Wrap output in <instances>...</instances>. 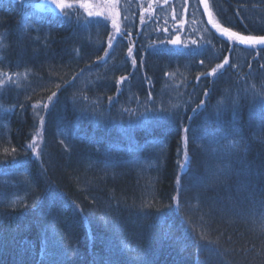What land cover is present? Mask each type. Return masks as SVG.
<instances>
[{
    "label": "trees",
    "instance_id": "obj_1",
    "mask_svg": "<svg viewBox=\"0 0 264 264\" xmlns=\"http://www.w3.org/2000/svg\"><path fill=\"white\" fill-rule=\"evenodd\" d=\"M67 1L55 15L0 0V73L28 74L22 89L0 90V174L17 183L0 193L25 195L21 207L0 205V264H264V45L218 32L264 36V0H205L216 30L201 0L176 1L195 10L205 39L166 50L134 2V24L109 49L110 26ZM177 72L167 114L151 105ZM88 73L95 82L81 90ZM142 101L150 107L136 115ZM151 142L164 155L150 171L140 163L154 160Z\"/></svg>",
    "mask_w": 264,
    "mask_h": 264
},
{
    "label": "rangeland",
    "instance_id": "obj_2",
    "mask_svg": "<svg viewBox=\"0 0 264 264\" xmlns=\"http://www.w3.org/2000/svg\"><path fill=\"white\" fill-rule=\"evenodd\" d=\"M176 1L178 0H129L130 4L134 2L133 4L135 7H133L132 10L133 12L136 10V22H140V26L148 29L151 28L152 31L155 30V32L157 31L158 33H161L159 31L160 29L165 34V36L168 37L163 41L154 42L153 40L152 46L160 49L164 48L165 50L166 48L188 49L196 44V37L198 35L202 37L201 33H203V26L201 21H199L200 19H198L195 10H192V8L188 7V5H184L182 7L176 6ZM64 3L65 7L63 11H61L60 9L56 8L55 5L51 4L49 0H35L38 10H40L42 13H52L55 15H59L62 12L68 10L69 6L72 7V5L69 4V1L64 0ZM76 3L80 11L84 12L88 18L100 19L110 26L111 33L113 37L115 36L113 39V47L117 43L115 42V39L121 36L122 33L128 32L125 30H129L128 26L130 23L134 24V22L130 19L131 14L127 10L130 6V4H128V0H77ZM201 3V9L204 12L203 15L208 24H206V27L216 30L218 26L216 25V22L214 21L208 6L205 8V3L207 4V2L205 0H201ZM218 32L221 37L232 39L240 46H252L250 44L241 43L237 38V35L229 36L224 34L223 29L218 28ZM202 38L203 40L205 39L204 37ZM170 40H177L178 43L172 44L169 42ZM3 42L4 40L0 37L1 48L4 46ZM178 74H182V72H177V74H169L163 89L159 93L160 96L158 100H156L151 106L155 105L156 107L160 106L161 108H166L168 111L167 114L170 112L173 114L177 111L179 105L178 87L180 79H182L178 76ZM27 77V72H21L16 76L4 75L0 73V90L8 83L16 84L20 89H22ZM94 82V75L92 73H88V75L85 76L80 82L78 87L82 90L85 87H91ZM139 103L142 109L138 110V112L135 111L134 113L136 115L144 114L148 107H150L143 101ZM174 105L176 107H173ZM148 112L150 111L148 110ZM131 118L136 119L137 117L134 116ZM80 140L82 141V138H80ZM147 150L151 152L154 160L150 162H141V167L150 171L155 168L157 169L163 159L164 154L162 153L164 150V143L160 142L152 144V146L147 147ZM3 183L17 185V183L14 182V178L6 172L0 174V184ZM24 197L25 195H22L16 191L11 192L10 194L0 193V205L12 206L13 200H17V204H20L23 203Z\"/></svg>",
    "mask_w": 264,
    "mask_h": 264
},
{
    "label": "snow or ice",
    "instance_id": "obj_3",
    "mask_svg": "<svg viewBox=\"0 0 264 264\" xmlns=\"http://www.w3.org/2000/svg\"><path fill=\"white\" fill-rule=\"evenodd\" d=\"M11 2L12 3H20V2H23V0H11ZM49 2L51 4H53V5H55L56 8L60 9L61 11H63V9L65 7L64 0H49ZM205 8H207V4L206 3H205ZM26 26L27 27H31V25H26ZM223 33L227 34L229 36L236 35L235 33L229 32V29H227V28L223 29ZM237 38L240 40L241 43H246V44H250V45H264V36H259V37H255V36H249V37L238 36ZM113 39L114 38H112V37L109 38V45H108L109 49H111L113 47ZM169 42L172 43V44L178 43L177 40H170ZM128 53L131 56V54H132V48L131 47L128 48ZM105 55L107 56L108 52H105ZM132 64H133V67H135V65H136L135 59L132 60ZM225 64H228V60L227 59L224 60L223 64H218L217 67L215 69H213L211 73H209V75H215L217 69L223 68ZM126 79H127V77H121L120 78V82L122 83ZM57 87H59V85H57ZM204 94H205V96H207L208 95L207 91H205ZM55 95H56V93L53 92L52 96H55ZM51 99H52V97L50 96L49 97V101H51ZM109 100H111V97L109 98ZM47 107H48V105L45 104L44 108H47ZM173 107H176V106L174 105ZM203 107H204L203 102H201L200 104L197 105L198 109L203 108ZM196 111H197V109H193V112H196ZM189 119H191V117ZM40 122H41V125H42L43 124V118H41ZM184 131H185V133H187L188 129H184ZM34 145H35V140H33V143L29 144L28 147L32 148L33 149V153L35 154L36 150H35ZM184 145H185V150L183 152V162L180 163V165H179L180 170L182 172L186 171V169H187V167H188V165L190 163V157H189V153L187 151V136L184 137ZM13 151H15V149H13ZM179 183H180V178L178 177L177 178V184H179ZM173 199L176 201L177 207H179V198H178V196L174 197ZM17 203H18L17 200H13L12 201V206L15 207V205Z\"/></svg>",
    "mask_w": 264,
    "mask_h": 264
},
{
    "label": "bare ground",
    "instance_id": "obj_4",
    "mask_svg": "<svg viewBox=\"0 0 264 264\" xmlns=\"http://www.w3.org/2000/svg\"><path fill=\"white\" fill-rule=\"evenodd\" d=\"M116 39H117V40H116ZM116 39H115V42L118 41L119 38H116ZM1 206L13 207V206H7V205H1ZM19 206L21 207L22 204H21V203H20V204H16L14 208L19 207Z\"/></svg>",
    "mask_w": 264,
    "mask_h": 264
}]
</instances>
